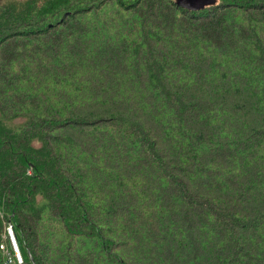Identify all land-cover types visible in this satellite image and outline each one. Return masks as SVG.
Wrapping results in <instances>:
<instances>
[{
	"label": "trees",
	"instance_id": "obj_1",
	"mask_svg": "<svg viewBox=\"0 0 264 264\" xmlns=\"http://www.w3.org/2000/svg\"><path fill=\"white\" fill-rule=\"evenodd\" d=\"M9 227L21 264H264V0H0V264Z\"/></svg>",
	"mask_w": 264,
	"mask_h": 264
},
{
	"label": "built area",
	"instance_id": "obj_2",
	"mask_svg": "<svg viewBox=\"0 0 264 264\" xmlns=\"http://www.w3.org/2000/svg\"><path fill=\"white\" fill-rule=\"evenodd\" d=\"M5 238L9 240L11 250H12L13 255L15 257V262L21 264L23 262V257H22L21 252H20V248H19L17 238H16L14 231L11 227L8 228L7 236ZM5 247L6 246L4 245L3 249L5 252H7ZM6 255L9 256V254H6ZM10 263L12 264L13 260L10 257H8V264H10Z\"/></svg>",
	"mask_w": 264,
	"mask_h": 264
},
{
	"label": "rangeland",
	"instance_id": "obj_3",
	"mask_svg": "<svg viewBox=\"0 0 264 264\" xmlns=\"http://www.w3.org/2000/svg\"><path fill=\"white\" fill-rule=\"evenodd\" d=\"M177 3L179 4H185L186 6H194L195 8L197 7H202V6H210V5H214V4H217L219 2V0H175ZM68 242V241H67ZM69 242H72V240H70ZM68 242V243H69ZM19 244V243H18ZM20 248V247H19ZM91 248V244L89 243L88 246L84 249H82V251H86L88 249ZM100 249H95V251L98 253ZM21 252V251H20ZM6 253V252H5ZM7 260H8V257L7 256ZM6 264H8V261L6 262ZM11 264V263H10ZM13 264V263H12Z\"/></svg>",
	"mask_w": 264,
	"mask_h": 264
},
{
	"label": "bare ground",
	"instance_id": "obj_4",
	"mask_svg": "<svg viewBox=\"0 0 264 264\" xmlns=\"http://www.w3.org/2000/svg\"><path fill=\"white\" fill-rule=\"evenodd\" d=\"M183 6H186L185 4H182ZM187 7H189V6H187ZM192 7V6H191Z\"/></svg>",
	"mask_w": 264,
	"mask_h": 264
},
{
	"label": "clouds",
	"instance_id": "obj_5",
	"mask_svg": "<svg viewBox=\"0 0 264 264\" xmlns=\"http://www.w3.org/2000/svg\"><path fill=\"white\" fill-rule=\"evenodd\" d=\"M18 264H20V263H18Z\"/></svg>",
	"mask_w": 264,
	"mask_h": 264
}]
</instances>
